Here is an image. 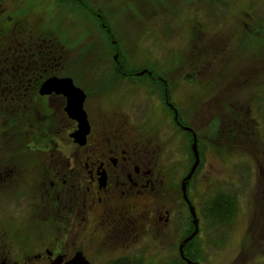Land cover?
Returning a JSON list of instances; mask_svg holds the SVG:
<instances>
[{
	"label": "flooded vegetation",
	"instance_id": "flooded-vegetation-1",
	"mask_svg": "<svg viewBox=\"0 0 264 264\" xmlns=\"http://www.w3.org/2000/svg\"><path fill=\"white\" fill-rule=\"evenodd\" d=\"M7 21L0 36V107L7 124L17 123L11 130L20 141L15 146L10 139L0 149V200L6 199L0 211V264H65L77 252L89 264H133L140 231L162 235L165 249L176 244L178 251L191 233L183 236L187 222L176 218L189 208L181 189L194 160L189 166L187 134L190 149L193 133L198 153L203 144L186 119L190 113L172 97L167 72L152 67V61L133 67L118 59L119 51L112 53L110 66H95L103 60L98 58L91 67L87 52L69 58L37 26L11 16ZM100 26L105 29L103 22ZM76 62L82 67L74 68ZM52 77L70 78L84 93L83 144L71 136L78 121L65 111L66 96L40 92ZM172 133L181 139L177 157ZM199 164L186 183L198 221L202 209L189 190ZM211 197L218 200L217 194Z\"/></svg>",
	"mask_w": 264,
	"mask_h": 264
},
{
	"label": "rangeland",
	"instance_id": "rangeland-1",
	"mask_svg": "<svg viewBox=\"0 0 264 264\" xmlns=\"http://www.w3.org/2000/svg\"><path fill=\"white\" fill-rule=\"evenodd\" d=\"M86 1L106 17L118 51L129 57L131 66H150L148 61H152V67L167 72L172 97L180 110L190 113L187 121L207 144L199 147L203 158L189 190L202 209L194 245L196 261L264 264V29L262 32L260 25L264 0ZM64 6L55 0H2L0 16L37 26L39 30L34 29L42 37L51 33L48 38L67 45L64 51L69 58L81 57L84 51L91 58L87 60L91 67L98 58L103 60L95 66H110L114 51L95 20ZM242 30L253 32L260 40L250 52L258 51L257 55H246L247 49L241 48L237 37ZM68 57L63 55L62 60ZM75 64L74 68L82 67L80 62ZM196 64L200 74L188 76ZM5 117V108L0 107V149L10 139L15 146L20 141L9 126L3 131ZM230 132L235 134L231 139ZM168 136L177 157L181 139L173 133ZM215 194L218 201H228L226 207L231 210L222 223L208 218L204 211ZM5 201L0 200V211ZM176 218L189 220L186 213L176 214ZM179 229L174 230L171 242ZM162 239L158 233L140 231L135 252L143 264H165L175 257L171 247L166 250L160 243Z\"/></svg>",
	"mask_w": 264,
	"mask_h": 264
},
{
	"label": "trees",
	"instance_id": "trees-1",
	"mask_svg": "<svg viewBox=\"0 0 264 264\" xmlns=\"http://www.w3.org/2000/svg\"><path fill=\"white\" fill-rule=\"evenodd\" d=\"M153 1H155V0H150V2H153ZM55 2L58 5L59 4L60 5L61 4L65 5L64 7H66V6L72 7L76 14H80L81 16L84 15L85 17L92 18L93 21L95 20L96 23L99 25V26L98 25L97 26H98V28L101 31H105V29L106 30L109 29V31L107 33L104 32L105 39H107V42H108L107 44H109L110 50L114 51V52H118V49H117L118 46L111 41V40H115L116 37H115V35L113 33V30H111V28H109L110 24H108V22L106 21V17L103 14H101V16L99 18L96 16L98 11L93 6H91L90 2H88L86 0H55ZM11 18H12L13 21L16 22V19L13 16ZM253 20H254V18H253ZM100 22H103L105 24V29H103L100 26ZM251 23H252V21H250V24ZM260 23H261L260 25H263L261 27V31L263 32V29H264V18L261 19ZM9 25L10 24L7 21V16H3V15L0 16V36H3L5 34L6 28ZM29 27H30V25H29ZM50 34L48 33L47 36L48 37H52V35H50ZM63 35H65V34H63ZM237 38H238V43L240 44L241 48L243 47V48L247 49L246 50V55L250 54V52H252L253 47H256L260 43V40L259 39H255L254 33L251 32V31L247 32L245 30H242ZM52 41L55 43V47L57 48L58 52L59 51H63V50L66 49L65 47L67 45L66 44L63 45V43L61 41H58V42L55 41V40H52ZM83 52L84 51H82L81 53H83ZM255 52H258V51H255ZM255 52L251 53L252 56L258 54V53H255ZM121 55H122V53L119 52L118 59H122L123 60L124 56H121ZM128 58L125 57L124 60H128V62L131 64V61H129ZM263 91H264V87H263ZM259 98H260V94L258 93L255 96V103H256V101H259ZM263 99H264V97H261V100H263ZM239 113L240 112H238V114ZM16 124L17 123H13L12 122L10 124L4 125L5 127H4L3 131L7 130V126L12 128ZM217 126H218V121L216 122V127H215L216 129H217ZM187 136H188V141L190 143L191 142L190 135L187 134ZM234 136H235L234 132H230V139L233 138ZM27 140L29 141V138H27ZM199 140L200 141H198V142H201V139H199ZM189 143L187 144V147H188L187 151H189V154H190V157H189L190 158L189 166H190V164H191V162L193 160V155L191 153L190 144ZM202 144H203V146H207L205 141H203ZM199 153H200V160H202L203 154L201 155L200 150H199ZM178 193L180 195L179 190H178ZM187 195H189V194H187ZM210 198L211 199L208 200V206L206 207V210H204L206 212L208 218H211L214 221L219 222V223L225 222L228 219V216L230 215V212H231V210H228V206L226 207V205L229 204V202L225 201V199L224 200L222 199L221 201H218V200L216 201L213 197H210ZM179 199L182 200L181 196H179ZM185 211H186V214H187V217L189 218V220L187 221V229L184 232L183 236L187 235L189 232H191L193 230V223L190 220L188 209H185ZM196 240L197 239H196V236H195L194 238L189 240L183 246L184 256L187 259L192 260V261H196V258H197V255H196L197 252H196V249L194 247ZM170 250H174L175 251V257L173 259H171V261H167L165 264H188L185 261V259H183L179 255V252L177 251L176 244L171 245V249ZM143 261H144L143 258H138L137 261L133 262V264H143Z\"/></svg>",
	"mask_w": 264,
	"mask_h": 264
},
{
	"label": "water",
	"instance_id": "water-1",
	"mask_svg": "<svg viewBox=\"0 0 264 264\" xmlns=\"http://www.w3.org/2000/svg\"><path fill=\"white\" fill-rule=\"evenodd\" d=\"M117 58V55L114 56ZM55 91L57 93H63L67 98V104L65 107V111L69 115V117L78 121V129L71 135L73 137L74 142L83 144L85 141V136L88 133V123L86 121V114L82 108L84 93L81 89L75 87L70 78H56L52 77L46 80L42 87L40 88V92L42 94H48L51 91ZM184 129H190L188 127H184ZM192 152L194 155V161L190 167V170L186 174V176L182 179L181 189L183 193V197L188 203L189 213L192 217V222L194 225L193 231L185 237L182 242L178 246L179 255L185 259L188 264H198L197 262H192L184 256L183 246L186 242H188L191 238H193L198 231V218L196 216L195 208L190 203L187 194H186V183L191 178L194 173L198 163H199V153L196 144V135L193 133V141L191 144ZM54 264H59L55 262ZM65 264H89V262L84 258L81 252H77L70 260L65 262Z\"/></svg>",
	"mask_w": 264,
	"mask_h": 264
}]
</instances>
